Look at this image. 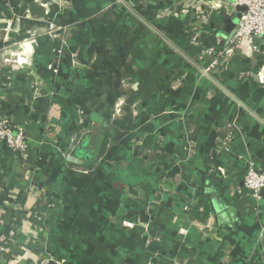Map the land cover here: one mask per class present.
Returning a JSON list of instances; mask_svg holds the SVG:
<instances>
[{"label": "crops", "instance_id": "crops-1", "mask_svg": "<svg viewBox=\"0 0 264 264\" xmlns=\"http://www.w3.org/2000/svg\"><path fill=\"white\" fill-rule=\"evenodd\" d=\"M208 1L0 0L3 264H264V37L207 72L241 12Z\"/></svg>", "mask_w": 264, "mask_h": 264}, {"label": "built area", "instance_id": "built-area-1", "mask_svg": "<svg viewBox=\"0 0 264 264\" xmlns=\"http://www.w3.org/2000/svg\"><path fill=\"white\" fill-rule=\"evenodd\" d=\"M189 6L200 9L202 6H209L211 1L208 0H188ZM234 7L244 6L246 9L240 12V19L235 28L230 33L225 42L217 40V45L209 51L215 54L207 72L212 75L216 73V68L228 64L230 58L237 51V49L248 42L253 50H257L258 39L264 37V0H233L231 3ZM228 4L211 2L209 6L211 10H220L223 7L227 8ZM166 11L171 13L168 9ZM58 29L54 24H50L48 31H56ZM3 62L14 63L18 62L20 65L26 62V58H13L12 56H3ZM36 95H40V87L38 86ZM0 141L8 147L17 151L23 158H28V134L23 126L12 124L7 118L0 115ZM244 190L246 194L250 195L254 200L261 201L264 198V169H259L256 164L251 163L247 168L244 177L243 186L239 189ZM15 230L9 231V238H14ZM1 252L6 251L5 245L0 247ZM64 263V261H62ZM0 264H3L0 261Z\"/></svg>", "mask_w": 264, "mask_h": 264}, {"label": "water", "instance_id": "water-1", "mask_svg": "<svg viewBox=\"0 0 264 264\" xmlns=\"http://www.w3.org/2000/svg\"><path fill=\"white\" fill-rule=\"evenodd\" d=\"M246 8L244 7V6H239L238 7V10L239 11H244ZM239 19H240V15H238L236 18H234V19H228L227 21H226V23H227V30L228 31H231L232 32V30L234 29V27L236 26V24H237V22L239 21ZM79 160V159H78Z\"/></svg>", "mask_w": 264, "mask_h": 264}, {"label": "trees", "instance_id": "trees-1", "mask_svg": "<svg viewBox=\"0 0 264 264\" xmlns=\"http://www.w3.org/2000/svg\"><path fill=\"white\" fill-rule=\"evenodd\" d=\"M107 145V141H105L104 140V144H103V147H105ZM90 156H91V158H93V155H92V153L90 152H88L87 150H85ZM104 153V150H102L101 152H100V155H102ZM198 207H196L195 209H194V211H196V209H197ZM192 213V212H191ZM204 213H206L205 215H207V211L206 212H204ZM193 214V213H192Z\"/></svg>", "mask_w": 264, "mask_h": 264}, {"label": "rangeland", "instance_id": "rangeland-1", "mask_svg": "<svg viewBox=\"0 0 264 264\" xmlns=\"http://www.w3.org/2000/svg\"><path fill=\"white\" fill-rule=\"evenodd\" d=\"M49 261L51 263L52 261H55V260L53 258H49ZM53 264H64V263L62 261H60V262L55 261V262H53Z\"/></svg>", "mask_w": 264, "mask_h": 264}]
</instances>
